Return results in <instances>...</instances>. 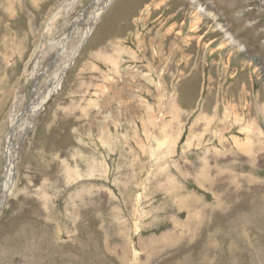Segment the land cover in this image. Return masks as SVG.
Returning a JSON list of instances; mask_svg holds the SVG:
<instances>
[{
  "label": "rangeland",
  "instance_id": "374dc122",
  "mask_svg": "<svg viewBox=\"0 0 264 264\" xmlns=\"http://www.w3.org/2000/svg\"><path fill=\"white\" fill-rule=\"evenodd\" d=\"M105 2L0 0V264H264V0Z\"/></svg>",
  "mask_w": 264,
  "mask_h": 264
},
{
  "label": "bare ground",
  "instance_id": "6f19581e",
  "mask_svg": "<svg viewBox=\"0 0 264 264\" xmlns=\"http://www.w3.org/2000/svg\"><path fill=\"white\" fill-rule=\"evenodd\" d=\"M112 2V0H106V4H105V6H103V8H102V11H100L101 13H103L104 12V10H105V8L110 4ZM101 13H99L98 14V16L97 17H99V16H101ZM91 33V30L89 29L88 30V32H87V34H86V38L89 36V34ZM76 57V56H75ZM74 57V58H75ZM61 78L62 77H59L58 79L59 80H57L59 83H60V81H61ZM58 82H56V83H58ZM55 83V82H54ZM59 83L56 85L57 86V88H58V85H59ZM56 88V87H55ZM55 88L53 89L52 88V90L50 89H48L47 91V94L43 97L44 99H42V101H41V105H44V103H46L47 101H48V99H50V97L55 93ZM36 106H34L33 108L35 109V111H38V109L40 108V106H37V105H39L38 103L37 104H35ZM11 140H10V138H9V142H10ZM10 147V146H9ZM9 149V148H8ZM7 149V150H8ZM10 150V149H9ZM12 150V149H11ZM8 159H9V161H8V166H7V169H6V172H5V175H4V181H3V184H2V189H1V197L3 196V197H5L6 196V194H7V192H8V190H9V187H10V185L12 184V178H13V172H14V167H15V160H14V158H13V155H12V153H11V151H9V154H8Z\"/></svg>",
  "mask_w": 264,
  "mask_h": 264
},
{
  "label": "water",
  "instance_id": "95a60500",
  "mask_svg": "<svg viewBox=\"0 0 264 264\" xmlns=\"http://www.w3.org/2000/svg\"><path fill=\"white\" fill-rule=\"evenodd\" d=\"M71 65H72V64H71ZM71 65H70V66H71ZM64 75H65V73H63V77H64ZM63 77H62V78H63ZM62 78H61V80H62Z\"/></svg>",
  "mask_w": 264,
  "mask_h": 264
}]
</instances>
